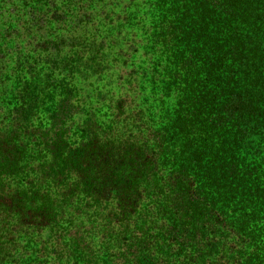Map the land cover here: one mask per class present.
Listing matches in <instances>:
<instances>
[{
  "label": "trees",
  "instance_id": "16d2710c",
  "mask_svg": "<svg viewBox=\"0 0 264 264\" xmlns=\"http://www.w3.org/2000/svg\"><path fill=\"white\" fill-rule=\"evenodd\" d=\"M0 264H264V0H0Z\"/></svg>",
  "mask_w": 264,
  "mask_h": 264
},
{
  "label": "rangeland",
  "instance_id": "374dc122",
  "mask_svg": "<svg viewBox=\"0 0 264 264\" xmlns=\"http://www.w3.org/2000/svg\"><path fill=\"white\" fill-rule=\"evenodd\" d=\"M41 32H42V31H41ZM11 45H13V44L10 43L9 47H12ZM137 61L139 62V60L133 61V64H130V66L133 67L134 64H135ZM83 89L85 90V93H86V92L91 91V90H92V87H88V85H87V86H84ZM109 89H110V87H109L108 85H106V86H105V90H109ZM112 89H114V88H112ZM140 96H141V95H140ZM99 105H102V104H99ZM147 107H148V108H147ZM146 108H147V112H148V114H151V115H152L151 112H153V114L155 113V111H154V109H153L154 107L152 108V104H151V103H150V105H147ZM103 110H104V108H101L100 113H103V112H104Z\"/></svg>",
  "mask_w": 264,
  "mask_h": 264
}]
</instances>
